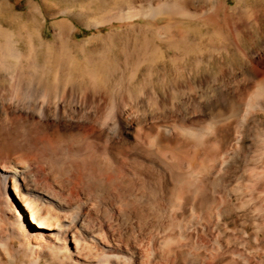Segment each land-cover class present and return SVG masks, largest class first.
I'll list each match as a JSON object with an SVG mask.
<instances>
[{
    "label": "bare ground",
    "instance_id": "6f19581e",
    "mask_svg": "<svg viewBox=\"0 0 264 264\" xmlns=\"http://www.w3.org/2000/svg\"><path fill=\"white\" fill-rule=\"evenodd\" d=\"M186 3L120 57L0 21V264H264V1Z\"/></svg>",
    "mask_w": 264,
    "mask_h": 264
},
{
    "label": "rangeland",
    "instance_id": "374dc122",
    "mask_svg": "<svg viewBox=\"0 0 264 264\" xmlns=\"http://www.w3.org/2000/svg\"><path fill=\"white\" fill-rule=\"evenodd\" d=\"M156 1L158 0H0V21L11 30L25 29L24 31L28 34L36 36L34 37L35 44H38L41 39L45 43V47L52 48L54 53L58 50L61 39L66 40L71 34L73 41L68 43V47L73 54H76L74 53L77 51L76 46L90 42L89 40L92 38L102 37L105 39L106 36L112 34V41L107 45V48L112 54L120 57L125 46L133 47L141 32H150L149 29L155 28L157 25L170 24L169 17L161 15L156 19L136 17L125 21L111 20L96 26L93 25V20L107 19L115 13L135 10ZM184 1L187 2L186 5L189 8L197 10L199 14L201 12L203 15L201 16L205 17L204 14H208L214 8L213 2L218 0ZM258 1L264 0H227V3L230 10L238 7L237 10L247 16V13L250 12L249 9ZM66 11L70 13L65 14ZM234 14L235 17L239 16L236 12ZM202 20L193 21L194 23H177L172 27L175 28L174 30L171 27L168 30L174 34L186 32L191 37H196L209 30ZM59 33L64 34L62 38L59 37ZM247 33L251 36L256 35L257 31L249 30ZM88 51H101V45L92 41ZM228 63L230 64V61Z\"/></svg>",
    "mask_w": 264,
    "mask_h": 264
}]
</instances>
